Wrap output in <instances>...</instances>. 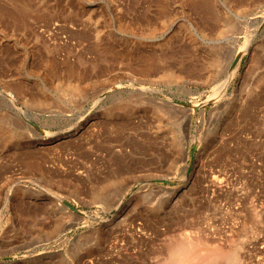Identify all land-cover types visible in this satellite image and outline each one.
Listing matches in <instances>:
<instances>
[{
	"label": "rangeland",
	"instance_id": "obj_1",
	"mask_svg": "<svg viewBox=\"0 0 264 264\" xmlns=\"http://www.w3.org/2000/svg\"><path fill=\"white\" fill-rule=\"evenodd\" d=\"M263 13L264 0H0V91L25 97L0 96V264H165L182 239L200 246L194 264H264Z\"/></svg>",
	"mask_w": 264,
	"mask_h": 264
},
{
	"label": "bare ground",
	"instance_id": "obj_2",
	"mask_svg": "<svg viewBox=\"0 0 264 264\" xmlns=\"http://www.w3.org/2000/svg\"><path fill=\"white\" fill-rule=\"evenodd\" d=\"M243 3V2H242ZM19 8V7H18ZM20 9H21V7H20ZM19 9V10H20ZM22 9H24V8H22ZM17 11H18V9H17ZM18 13V12H17ZM263 17H264V13H263ZM165 40V39H164ZM166 42V41H165ZM163 45V44H162ZM159 46H161V45H159ZM198 48H200V47H198ZM196 49V48H195ZM249 49V44H245V46H243L240 50H239V52H237V54L235 55V59H234V62L235 63H237V61H239V60H241L242 59V56H244V54L247 52V50ZM197 51V50H196ZM201 51V50H200ZM207 52V51H206ZM205 52V53H206ZM204 53V54H205ZM234 58V57H233ZM142 65V64H141ZM235 65V64H234ZM176 66V65H175ZM181 67H182V65H181ZM180 67V68H181ZM186 68V67H185ZM190 68V67H189ZM157 68H155V70H156ZM188 69V68H187ZM157 70H159V69H157ZM180 70V69H179ZM183 70V69H182ZM182 70H181V72L180 73H182ZM149 72V71H148ZM179 72V71H178ZM172 74H174V72L172 73ZM172 74H170L171 75V77H173L172 76ZM175 75H176V73H175ZM174 75V79H178L179 78V76L178 75H176L175 76ZM230 80H231V77H229L228 78V76H227V78L224 80L225 82H222L223 84L221 85V88H220V90L222 89V91H224V89L226 88V85L230 82ZM70 83L68 84V86L66 87V91H64L65 92V94H67V95H82V88L80 87V85H79V83H72L71 81H69ZM73 82H75V81H73ZM145 82V81H144ZM140 83H143L142 81L140 82ZM134 85V84H133ZM16 86H18V85H16ZM25 86V85H24ZM24 86H22V87H24ZM138 88H140V90L142 91V93L143 94H145V95H148L149 96V94L148 93H159L157 90H155V89H150V88H146V87H143L142 85H138L137 86ZM8 88H10V87H8ZM15 88V87H14ZM17 88V87H16ZM20 88V87H19ZM19 88H17L18 90H20ZM14 89L12 88V90H11V88L10 89H7V88H5V87H3V91H0L1 92V94H0V96H1V98L4 100H6L7 102H8V104L6 105V107H10V108H19V103H21L22 104V101L23 100H25V97H22V96H20V94H17L16 92H17V90H16V92H14L13 91ZM28 90V89H27ZM220 90H218V91H220ZM24 91H25V88H24ZM225 92V91H224ZM22 93H24V92H22ZM25 93H26V91H25ZM28 94V93H27ZM33 94V93H32ZM218 95H220V94H217L216 95V97L218 98L219 96ZM28 96V95H27ZM32 97V96H31ZM67 97V96H66ZM33 99V98H32ZM39 101V100H38ZM156 101V100H155ZM159 104L160 103H162V104H165V105H169V107L171 106V107H174V108H176V107H180L179 105H177V104H175V103H173L172 101H170V102H168L167 100H162V99H159ZM23 102H25V101H23ZM158 102V101H157ZM5 105V104H4ZM3 104H1L0 103V106H4ZM167 108V107H166ZM159 111H161V110H159ZM166 111V110H165ZM168 111V110H167ZM20 112H22V114H23V117H24V113L25 112H23V110H21L20 109ZM162 112V111H161ZM6 113V112H5ZM163 113V112H162ZM165 113V112H164ZM8 116V115H7ZM6 116V117H7ZM4 121V120H3ZM24 121V120H23ZM3 123V122H2ZM128 123V122H127ZM126 123V124H127ZM125 124H123V126H124ZM26 126V125H25ZM125 127V126H124ZM6 128H4V126H2L1 125V123H0V134L2 135V134H9V130L8 131H6L5 130ZM153 140V139H152ZM155 140V139H154ZM40 141V140H39ZM157 141V140H156ZM137 142V141H136ZM135 142V143H136ZM150 143V142H149ZM157 143V142H156ZM189 143H190V140L189 139H185V143H184V145H183V153H184V155H185V159H186V156H187V153H188V145H189ZM138 144H140V143H138ZM137 144V145H138ZM150 144H152V143H150ZM145 145V144H144ZM139 146V145H138ZM148 146V145H147ZM137 147V146H136ZM139 149V148H138ZM144 149V148H143ZM146 149V148H145ZM149 149V148H148ZM159 149V148H158ZM31 150V149H30ZM35 152V151H34ZM145 152V151H144ZM148 152V151H147ZM150 152H152V150L150 151ZM156 153V152H155ZM33 155H35V154H33ZM165 155V154H164ZM28 156V155H27ZM32 158H33V156H32ZM162 158V157H161ZM43 159V158H42ZM29 161V160H28ZM35 161V160H34ZM37 161V160H36ZM185 161V160H184ZM30 162V161H29ZM29 162H27V163H29ZM119 162V161H118ZM185 163V162H184ZM38 164V163H37ZM41 164V163H40ZM123 164V163H122ZM127 165V164H126ZM118 166V165H117ZM129 166H131V165H129ZM38 167V166H37ZM40 167H41V165H40ZM121 167H123V166H121ZM124 168H127V167H125L124 166ZM131 168V167H130ZM119 169V168H118ZM129 169V168H128ZM40 170V169H39ZM121 170H123V169H121ZM36 171V170H35ZM38 171V170H37ZM29 172V171H28ZM32 172V171H31ZM30 172V173H31ZM35 173V172H34ZM45 175V174H44ZM53 175V174H52ZM28 178V177H27ZM23 188V187H22ZM22 192V193H21ZM23 190H20V193H21V195H24L23 194ZM18 193H19V191H18ZM59 206H64L65 208H68L67 207V205L65 204V203H62V205H61V203L60 204H58ZM22 208V207H21ZM27 208V207H26ZM30 210V209H29ZM28 210V211H29ZM29 213V212H28ZM22 215V214H21ZM24 215V214H23ZM192 237V236H191ZM190 237V238H191ZM182 239V238H181ZM189 239V238H188ZM183 240V239H182ZM182 240L180 241V239H179V241L180 242H178V243H174L171 247H172V254L170 255L171 256V258L167 261V262H169L168 264H194L193 263V261H194V258H196L197 257V255L200 253H198L197 255H196V257H195V254H191V253H193L194 252V250L193 251H191L194 247H195V245L196 246H199V245H197V244H194V243H196V242H194L193 243V246L194 247H192V243L190 244V242H187V243H189V244H187V243H184V242H182ZM191 240V239H190ZM189 240V241H190ZM186 241H188V240H186ZM185 241V242H186ZM194 241V240H193ZM196 241V240H195ZM200 243V242H199ZM200 244H202V243H200ZM206 244V243H205ZM203 245V244H202ZM204 246V245H203ZM171 247H170V249H171ZM191 247H192V249H191ZM200 247V246H199ZM218 247V246H217ZM237 247V246H236ZM214 249H215V247H214ZM213 249V250H214ZM197 250V249H196ZM201 250V249H200ZM205 251V250H204ZM207 251V250H206ZM209 251V250H208ZM207 251V252H208ZM223 251V250H222ZM232 251H234V250H232ZM206 252V253H207ZM220 252V251H219ZM212 252H208V254H205L206 256L207 255H209V254H211ZM214 253V252H213ZM212 253V254H213ZM217 252H215V254H216ZM77 253H70V254H68V255H62L61 257H60V259H59V264H64V263H66L67 261H69V263H73L74 264V262H76L75 261V259H76V257H77V255H76ZM212 254H211V256H212ZM73 255H75V256H73ZM204 255V256H205ZM221 254H219L218 256H220ZM194 256V257H193ZM199 256H200V254H199ZM203 256V257H204ZM222 256V255H221ZM224 256V255H223ZM239 256V255H238ZM238 256H237V254H236V252H232V255L230 256V255H228V257H225V258H227L226 259V264H238V262H240L239 260H240V258L238 259ZM74 257V258H73ZM200 257H202V256H200ZM199 257V258H200ZM207 257H209V256H207ZM205 258V259H207L208 260V258ZM215 257H217V256H215ZM49 258H52L50 255H44V256H41V257H37V258H35V257H33V263L34 262H39V261H41V260H46V259H49ZM71 258H72V260H71ZM210 258V257H209ZM212 258V257H211ZM53 259V258H52ZM202 259V258H201ZM200 259V260H201ZM213 259V258H212ZM211 259V260H212ZM203 260V259H202ZM215 260V259H214ZM198 261V260H197ZM205 262H206V260H204ZM210 261V260H209ZM162 262V261H161ZM166 262V263H167ZM202 261H200L199 262V264L201 263ZM165 263V264H166ZM196 263H198V262H196ZM30 264V263H29ZM205 264H207V263H205ZM209 264V263H208ZM215 264V263H214Z\"/></svg>",
	"mask_w": 264,
	"mask_h": 264
}]
</instances>
